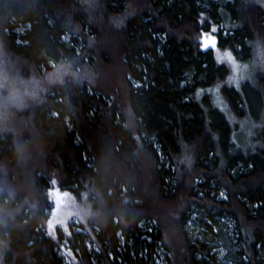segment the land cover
<instances>
[{
	"label": "trees",
	"instance_id": "1",
	"mask_svg": "<svg viewBox=\"0 0 264 264\" xmlns=\"http://www.w3.org/2000/svg\"><path fill=\"white\" fill-rule=\"evenodd\" d=\"M212 23H223L219 48L264 56V0H0V45L22 73L68 65L0 138L5 264H66L61 231H43L52 181L102 214L98 231L72 230L77 264H156L158 245L165 264H264V70L240 89L225 82L227 66L200 48ZM217 84L228 115L212 101Z\"/></svg>",
	"mask_w": 264,
	"mask_h": 264
},
{
	"label": "rangeland",
	"instance_id": "2",
	"mask_svg": "<svg viewBox=\"0 0 264 264\" xmlns=\"http://www.w3.org/2000/svg\"><path fill=\"white\" fill-rule=\"evenodd\" d=\"M221 26H223V23H219V24L212 23L210 25V30L202 33L200 38V48L202 50H206L202 47V39L204 38V36L210 35L215 38L216 46L215 48H211V47L210 48L213 50L214 57L217 63L224 64L228 68L229 72L225 82H227L229 85L234 86L237 89H240L241 85L244 82H246L247 80H251L252 74L256 68H262L264 70V56L260 51H258L256 52V55H254V57L250 58L249 60L241 61L230 50L219 48L217 46L216 34ZM213 28L216 29L215 32L212 31ZM22 29L23 27L21 26L17 28L18 31H21ZM64 39L70 45H74L76 50L79 52L82 43L80 39L72 42L71 37L67 34L64 36ZM225 52L231 53L233 60L235 61V65H233L231 62H228L227 60L218 61L217 59L218 54L223 55ZM50 65L54 67L53 72H55L58 68H60L61 76L68 74V69H67L68 65L66 64L61 63V65L55 66L53 62H50ZM108 70L112 71L111 69ZM43 72H45V67L42 68V73ZM46 75L47 74L43 73L42 76L40 75L39 76L44 77ZM209 92L211 94L214 105L217 106L219 110L226 113L227 115L230 114L228 106L226 105L224 98L221 95L220 84L212 86L209 89ZM238 122H239V129L236 131V134L241 138L242 141L244 139L243 135L245 136V132H250L253 126L246 119L245 121L238 120ZM7 129H8V125L6 126V128L0 129V138L4 136V134L7 132L6 131ZM2 179L3 178L0 176V193L2 191L1 188L3 187ZM50 185L51 188L48 192V198H49V205L51 207V211L48 217L49 220H47L48 222L43 231L45 232L46 236L52 238L55 241H59L58 235L60 230L62 234V238L60 239V246L56 248L57 254L63 259V261L66 264H77L79 263V260L78 258L73 256V251L70 247V243L68 242V239L72 235L71 232L73 230L75 232H82L83 234H86L87 230L84 228V226L88 227V223H91L95 231H98V226L96 222L102 219V214L100 212V209L93 210V208L91 207V203L87 199V194H85L81 200H77L74 194H72L69 191L62 190L57 181H52ZM217 196L219 198H224L225 197L224 191L222 190L217 191ZM202 216H203L202 211L197 207H194V209H192V211L189 214V218L186 223V231L191 239H195L198 236L200 227L197 218ZM221 222L225 223L228 226V229L233 235L235 234L234 221H232L228 217H223L221 219ZM154 225H155L154 223L148 221H143L141 223L142 230L148 232L152 231V227ZM144 237L145 235H141V239ZM147 238L148 240H150L149 236H147ZM86 244L89 250L92 249L97 251V247L93 242V238L90 235L86 237ZM4 252H5V248L2 251H0V264H5L3 261ZM213 252L216 253V256L218 257V261H220L221 256L223 254V248L220 241H215L213 243ZM165 256H166L165 249H163V247L158 245L156 247V254L154 256L156 260V264H165Z\"/></svg>",
	"mask_w": 264,
	"mask_h": 264
},
{
	"label": "clouds",
	"instance_id": "3",
	"mask_svg": "<svg viewBox=\"0 0 264 264\" xmlns=\"http://www.w3.org/2000/svg\"><path fill=\"white\" fill-rule=\"evenodd\" d=\"M62 82L61 69L40 77L34 71L25 75L0 46V129L6 128L15 112L23 111L31 103L41 101L45 84ZM4 209L0 208V223H4ZM7 242L0 240V251Z\"/></svg>",
	"mask_w": 264,
	"mask_h": 264
},
{
	"label": "snow or ice",
	"instance_id": "4",
	"mask_svg": "<svg viewBox=\"0 0 264 264\" xmlns=\"http://www.w3.org/2000/svg\"><path fill=\"white\" fill-rule=\"evenodd\" d=\"M213 32L216 31L215 28L212 29ZM216 46V40L214 37L210 36V35H206L204 36V38L202 39V47L204 49H208V48H215ZM218 61H224L227 60L228 62H231L233 65H235V61L233 60V57L231 55V53L229 52H225L223 55H219L217 56Z\"/></svg>",
	"mask_w": 264,
	"mask_h": 264
},
{
	"label": "bare ground",
	"instance_id": "5",
	"mask_svg": "<svg viewBox=\"0 0 264 264\" xmlns=\"http://www.w3.org/2000/svg\"><path fill=\"white\" fill-rule=\"evenodd\" d=\"M49 220V219H48ZM48 222V221H47Z\"/></svg>",
	"mask_w": 264,
	"mask_h": 264
}]
</instances>
